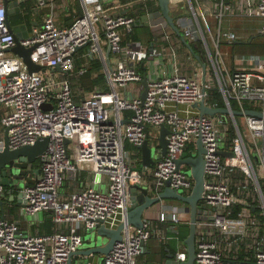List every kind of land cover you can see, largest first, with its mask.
I'll list each match as a JSON object with an SVG mask.
<instances>
[{"label":"built area","instance_id":"obj_1","mask_svg":"<svg viewBox=\"0 0 264 264\" xmlns=\"http://www.w3.org/2000/svg\"><path fill=\"white\" fill-rule=\"evenodd\" d=\"M26 1L12 0L21 9ZM35 1L39 13L51 2ZM138 1L149 2L81 0L82 14L68 25L57 21L52 5L51 12L41 14L42 22L34 24L21 40L35 46L32 59L43 66L30 71L23 58L10 50L16 38L8 23L6 2L0 0V147L7 130L13 148L35 143L41 136L50 137L40 174L24 187L22 213L30 218L42 210L51 211L55 223L67 224L69 229L24 233L18 220L0 217V264H68L71 252L85 244L82 228L101 224L116 228L125 223L123 238L97 264H137V257L155 232L159 231L163 241L170 238L168 225L160 226L151 219H144L141 227L128 223L132 203L129 188L135 183L144 184L148 168L135 165L125 142L139 146L151 127L163 123L170 128L168 150L152 167L149 184L156 194L168 180L179 191L190 193L194 178L189 166L177 169L178 160L185 151L196 152L198 137H202L206 148L203 203L208 217L197 221L195 264H264V117L244 115V133L238 118L229 114L236 128V135L229 140L224 114L216 121V115L203 114L195 105L206 98L209 104L219 106L210 100L209 91L217 85L224 106L234 108L232 101H237L238 109H264V56L239 54L230 60V51L223 49L222 41L239 36L221 23L226 13L264 18V0H219L218 34L211 31L207 18L204 23L200 20L196 11L193 17L179 15L184 37L190 42L201 39L210 60L206 70L203 67L193 75L182 71L181 55L186 56L184 64L190 59L203 62L189 48L182 50L170 26L160 29L151 43L127 38L137 17L118 9L132 7ZM106 43L112 47L110 62ZM80 46L88 47L87 57H101L109 88H94L79 100L72 76L88 71V64L76 69ZM145 61L151 64H147V72L140 68ZM145 74L148 89L143 99ZM130 82L141 83V92L130 94ZM45 103L52 107L46 108ZM125 110L131 114L126 115ZM151 136L155 147L157 136ZM190 142L195 144L188 149ZM254 152L259 153L260 161ZM255 160L261 164V174ZM84 172L91 183L65 194L66 180L77 182ZM99 175L110 177L106 188L101 187ZM235 204H242L237 212ZM173 212L176 224L190 222L178 206ZM163 213L160 220L166 221ZM187 257V246L181 242L175 259L181 263Z\"/></svg>","mask_w":264,"mask_h":264},{"label":"water","instance_id":"obj_2","mask_svg":"<svg viewBox=\"0 0 264 264\" xmlns=\"http://www.w3.org/2000/svg\"><path fill=\"white\" fill-rule=\"evenodd\" d=\"M7 5L8 23L11 30L15 33L16 44L10 48V50L23 58L30 71L41 70L43 66L32 59V52L35 46H27L22 43V39L26 38L29 33V25L27 22L14 23L11 20V14L20 11L21 6L18 2H12V0H5ZM157 8L147 9L144 13L137 17L136 24L140 26H151L152 30L156 33L155 39L158 38L157 32L163 27L170 26L173 30L182 37L184 43L187 44L189 49L192 50L191 42L184 37L181 29V24L178 21L177 16L173 10L179 7L180 3L176 0H157ZM32 24H38V22L31 21ZM242 41V40H237ZM81 47V46H80ZM111 44H108L106 56L110 62ZM196 58H200L196 54ZM204 70L207 69V64L203 63ZM60 69V67L58 66ZM144 89L141 93V97L145 99L148 89L147 74L143 78ZM199 107L201 113L215 116L217 114H230L235 117L239 115H253L258 117H264V109L250 108L245 109L230 108L228 106H214L207 102L206 98H203L200 102L195 104ZM46 108H51L52 104L45 103ZM170 128L167 124L163 123L160 127V134L157 137L161 146V151L156 152L155 147L151 145V133L149 132L145 141L139 145L141 149L142 160L137 167L139 169H147L153 167L156 162L167 154L168 150V133ZM66 138V141H69ZM50 143L49 136L39 137L35 143L24 144L22 146L13 148L10 145V139L8 130L6 131L4 143L0 147V185L4 186V189L0 190V217H5V204L11 203L14 198L24 196V187L27 183L33 181L30 173L40 174L41 163L43 162V155L48 150ZM197 150L195 153L185 151L184 154L178 160L177 169L180 170L182 165L189 166L190 173L194 178V185L192 191L188 194L179 191L171 185V181H166L165 185L160 189L159 193H155L151 190L149 185L142 183L132 184L129 188L131 195V205L128 212V223L134 224L138 227L143 226L146 210L153 207L156 204L161 205L164 209L165 215L173 218V207L175 205L170 200L173 198L181 199L185 202L184 205L178 206L181 211L190 212V230L185 240V244L188 249V257L186 260L178 262L175 258V253H168L169 259L167 264H195L196 262V234H197V221L208 217V209L203 203L205 185H206V159L204 153L206 148L203 144L202 137H198L196 142ZM223 152V151H222ZM226 153V152H224ZM230 151L229 154H233ZM257 160L260 161V155L258 152H254ZM26 184L24 185V182ZM9 196H8V195ZM24 199V198H23ZM24 203L20 198L18 203ZM125 223L121 222L116 228L108 227L105 224H101L99 227L89 228L88 232L91 234V238L94 242L85 244V247L72 251L70 254L68 264H73V257L80 256L82 258L81 264H88V262L99 263L105 254H107L113 247L117 240L123 238V228ZM88 234L85 235L87 240ZM106 239L105 243H98V238Z\"/></svg>","mask_w":264,"mask_h":264},{"label":"crops","instance_id":"obj_3","mask_svg":"<svg viewBox=\"0 0 264 264\" xmlns=\"http://www.w3.org/2000/svg\"><path fill=\"white\" fill-rule=\"evenodd\" d=\"M50 5L43 8L41 10V14L43 13H49L52 10V5H54V12L56 13V19L57 21L62 24V25H68L70 21H72L78 14H80L83 10L82 7V3L81 0H50ZM130 1V0H127ZM124 0H121V2H127ZM180 3V5L183 7L185 4L182 2V0H176ZM228 2H234V0H227ZM141 2V1H139ZM219 0H192V3L195 4V8L192 7V5L189 2V7L191 9V15L190 17L195 16V11L198 14V17L200 18V20L204 23L205 18H207L208 16V20L210 21V29L214 34H218V24L220 23L219 17L217 16L216 13V3H218ZM24 3H33L35 4L36 1L35 0H28ZM183 3V5H182ZM154 9L157 8V3L154 4ZM132 8H135L134 10H136V7H134V5L132 7H128L125 9H118L119 11H123V12H131ZM196 9V10H195ZM43 11V12H42ZM186 14V13H185ZM187 15V14H186ZM234 17H238L241 18V22H242V26L241 27H237L235 25V18ZM261 19L262 22L260 23V27L259 29L257 27H254L253 24V19ZM31 21H35L38 22V24H40L42 22L41 17L33 19ZM31 21H26V20H22V19H17V21H14V23H21V22H27L29 25V29L32 28V26L34 24L31 23ZM221 23L223 24V27H225L226 29H235L237 30V34L239 35L238 38H243L242 37V27L244 28V31L248 37L244 39L248 40V39H253L254 37L258 36L260 33H264V18L261 17H255V16H248V15H241V14H231V13H226L222 20ZM233 24V25H232ZM141 27H149L150 30H152L151 26H141ZM172 28V27H171ZM173 29V28H172ZM150 30L146 31V34L144 35L146 37V40H143V38H141V40L145 41V42H149L150 41V36L148 37V35L150 34ZM174 32L175 35V40L176 42L180 43L182 50L185 48H189L187 46L186 43H184L183 39L181 36L176 35V32L174 30H172ZM241 33V34H240ZM148 37V38H147ZM155 39V38H154ZM209 40H210V45L213 47V41L211 38V35L209 34ZM155 41V40H154ZM153 41V42H154ZM106 48L108 46V44H105ZM82 48V47H81ZM223 49H227L228 52L230 51L229 46L224 44ZM185 53V52H184ZM231 54V53H230ZM239 54H246V53H237V54H231V59L232 60V56L235 58V56L239 55ZM248 54V53H247ZM186 56H183V54L180 57L181 60V68L183 72L189 73V74H195L196 72L199 73L201 71V69L203 68V65L201 63H199V60H188L187 64H184ZM233 62V61H232ZM148 65H151L148 61H147ZM146 64V61L143 62L141 64V66L143 67L142 70L144 72H147L149 70V66ZM167 64V63H166ZM233 66V65H232ZM171 70V69H170ZM137 85L135 87H129L128 88V92L130 94H135V93H140L141 92V83H136ZM85 95V94H84ZM83 95V96H84ZM160 127H158V129H156L155 127H151V133L154 134V136H159L160 134ZM157 130H155V129ZM153 137V136H152ZM155 150L157 153H159L161 151V146L159 144L158 139H155ZM130 150V149H128ZM131 151V150H130ZM132 152V151H131ZM142 160V155L140 157V161L137 162L135 161V165H139L140 162ZM155 166V165H154ZM152 170L153 168H148L147 170H145L146 172L144 173V184L149 185L152 179ZM88 174V173H87ZM39 174H35L32 173L31 177L32 180L34 178H36ZM89 176V174H88ZM100 179H101V187L102 188H106L109 184V180L110 177L108 175H99ZM68 180V179H67ZM66 180V181H67ZM73 181L71 180V178L67 181L70 182ZM66 183V182H65ZM91 180L89 177L84 178V179H79L77 182H74L72 184L73 189L66 187V185L63 186V191L65 194L70 193L71 191L85 186L87 184H90ZM8 195V194H7ZM9 196V195H8ZM21 199L23 201V197H16L14 198L15 200H13L11 203H6L5 204V217L9 218V219H14V220H18L19 221V225H20V229L22 232L24 233H31V232H35L36 230V226L38 225H42L44 224V222L46 221L47 218L51 217L53 219V214L51 211L48 210H42L38 213L37 217H32L30 216V218H26L23 213H22V205L23 203H18V199ZM172 202V201H171ZM164 209L161 207V205L156 204L153 207L149 208L146 210L145 213V219H151L153 220V222L155 224H158L160 226H167V229L169 230L170 228L176 229L177 225L173 218H170L167 216V220L166 221H161V215L164 214ZM182 216L186 219H190V212H185L182 211ZM158 225V226H159ZM56 229H60L63 231H68V226L67 224H60L57 225ZM166 229V230H167ZM82 230L84 231L85 229L82 228ZM159 232V231H158ZM155 232L153 234V236L150 238V240H148L147 244H146V248L145 251L143 252V254L139 255L137 257V264H167L169 256L168 253L173 252L176 253L175 251H171L170 247L168 246V242L169 240H171V238H173V235L171 233H168L171 237L168 238L166 241H163L161 239V234ZM85 233V232H84ZM85 247V244L84 246ZM175 258V256L173 257ZM82 262V258L80 256H74L73 257V263L76 264H81Z\"/></svg>","mask_w":264,"mask_h":264},{"label":"trees","instance_id":"obj_4","mask_svg":"<svg viewBox=\"0 0 264 264\" xmlns=\"http://www.w3.org/2000/svg\"><path fill=\"white\" fill-rule=\"evenodd\" d=\"M127 1V0H124ZM155 0H149V2H136L134 4L135 8H132V11L129 12L136 17H138L140 14L144 13L147 9L154 8ZM83 12V10H82ZM78 14L72 21L69 22V24H72L76 18L82 14ZM142 28L140 25L135 24L134 30L127 35V38H133V39H141L142 37L140 36L139 29ZM150 30V29H149ZM155 32L153 30H150V43L153 42L155 39ZM176 35H178L176 33ZM242 40V41H237V40ZM223 44L228 45L230 49V53L237 54L241 52H248L249 54L253 53H258L262 54L264 56V33H260L258 36L254 37L253 39H242V38H237L236 40L233 41H227L223 40ZM203 45V46H202ZM191 46H192V53L196 56L198 54L200 56V59L203 63H207L208 65L210 64V60L208 57V54L205 49L204 42L201 39H198L196 41H191ZM88 47L84 46L79 49L77 52V58H76V69L80 68L84 64H88V71L84 74H75L72 76L73 80V87L76 90V97L80 100L84 96V94L87 91H90L94 88L100 87L102 89H107L109 88L107 79H106V73L104 70V64L99 56H95L93 58L87 57L85 53L87 52ZM89 61V62H88ZM140 68L142 69L143 67L140 65ZM77 71V70H76ZM210 91V100L215 101L218 103L219 106H224L225 105V100L223 98L221 90L218 88V86H214L209 89ZM247 106L252 105V103L246 102ZM232 106L234 108H238L239 104L237 101H232ZM126 115H130L131 111L130 110H125ZM228 116V134H229V140L233 136L236 135V128L233 123V120L229 114H225ZM238 118V116H237ZM239 120V119H238ZM195 143L190 142L188 145V149H191ZM125 146L127 149H130L132 151L133 159L137 162L140 161L141 157V149L139 146L135 145L134 143L130 142L129 140H126ZM88 174L84 172L83 174L79 175L77 179H84L87 178ZM69 180V179H68ZM67 180V181H68ZM72 180V178H71ZM65 183L66 187L73 189L72 184L74 183L73 181ZM242 207V204H235L234 209L237 212L240 210ZM57 228V224L55 223L54 219L51 217L47 218L44 224L36 226L35 232L37 233H50L54 232ZM190 230V225L189 222L185 223H179L176 227V229L170 228L169 230L167 229L168 233H171L173 235V238L169 240L168 246L170 247L171 251H177L179 248V245L181 242H185ZM143 254V253H142ZM241 258L244 257V254L240 256Z\"/></svg>","mask_w":264,"mask_h":264},{"label":"rangeland","instance_id":"obj_5","mask_svg":"<svg viewBox=\"0 0 264 264\" xmlns=\"http://www.w3.org/2000/svg\"><path fill=\"white\" fill-rule=\"evenodd\" d=\"M182 2L185 4V6L183 5V3H182V5L184 6V9H183V7L181 6V5H179V7H177L176 9H174L173 10V12H174V14L177 16V18H179V15L180 14H187V16H190L191 14V9H190V7H189V0H182ZM34 5L35 4H33V3H24V4H22V9H21V11H17V12H15V13H13V14H11V18H12V21H17V19H22V20H28V21H31V18H33V19H36V18H39L40 17V15H41V12L39 13L35 8H34ZM43 12V11H42ZM235 18V25L237 26V27H241L242 26V22L240 21L241 20V18L239 19L238 17L236 18V17H234ZM253 19V24H254V27H257L258 29H259V27H260V23L262 22V20L261 19H255V18H252ZM207 20H208V16H207ZM209 21V20H208ZM210 22V21H209ZM243 27H242V39H244V37L245 38H247L248 37V35L244 32V31H246V30H244L243 31ZM232 30H234V31H237V30H235V29H232ZM146 31H149V27H142V28H140L139 29V33H140V36L143 38V40H146V37L144 36L145 34H146ZM100 35H101V37H102V40L104 41V43L106 42V39H105V37H104V35H103V33H102V31H100ZM239 36V35H238ZM148 37H149V35H148ZM147 37V38H148ZM225 51H228V50H225ZM242 53H244V52H242ZM246 54L248 53V52H245ZM230 56H231V54H230V52L228 53ZM249 54V53H248ZM193 59V58H192ZM195 59V58H194ZM137 84H136V82H130L129 83V87H135ZM223 117V115L222 114H219V115H216L215 116V120L217 121L218 120V118L219 117ZM224 117L227 119L228 118V116L227 115H225L224 114ZM238 119H239V122H240V125H241V128H242V131L245 133V131H246V124H245V117L244 116H242V115H239L238 116ZM156 129H158V127H155ZM154 128V129H155ZM155 129V130H156ZM157 131V130H156ZM255 162H256V166H257V168H258V170H259V173L261 174L262 172H263V169H262V167H261V164L258 162V161H256L255 160ZM32 175V173H30V176ZM26 184V181L24 182V185ZM170 201H172L175 205H178V206H182V205H184L185 204V202L183 201V200H181V199H178V198H173V199H171ZM84 232H85V235H87L88 234V237H87V240L85 241V244L87 243V244H90V243H92V242H94V240L91 238V234L88 232V229H86L85 228V230H84ZM98 243H100V244H102V243H105V241H106V239H104V238H101V237H99L98 238Z\"/></svg>","mask_w":264,"mask_h":264},{"label":"bare ground","instance_id":"obj_6","mask_svg":"<svg viewBox=\"0 0 264 264\" xmlns=\"http://www.w3.org/2000/svg\"><path fill=\"white\" fill-rule=\"evenodd\" d=\"M240 19V18H239ZM233 25V24H232ZM203 46V45H202ZM242 53V52H241ZM245 53V52H244Z\"/></svg>","mask_w":264,"mask_h":264},{"label":"flooded vegetation","instance_id":"obj_7","mask_svg":"<svg viewBox=\"0 0 264 264\" xmlns=\"http://www.w3.org/2000/svg\"><path fill=\"white\" fill-rule=\"evenodd\" d=\"M11 20H12V18H11ZM31 20H32V18H31ZM14 22V21H13Z\"/></svg>","mask_w":264,"mask_h":264}]
</instances>
